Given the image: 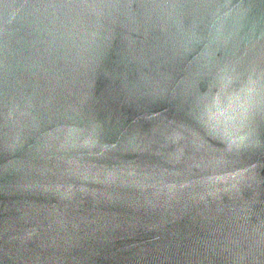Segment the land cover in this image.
I'll list each match as a JSON object with an SVG mask.
<instances>
[{
	"label": "water",
	"instance_id": "water-1",
	"mask_svg": "<svg viewBox=\"0 0 264 264\" xmlns=\"http://www.w3.org/2000/svg\"><path fill=\"white\" fill-rule=\"evenodd\" d=\"M0 264H264V0H0Z\"/></svg>",
	"mask_w": 264,
	"mask_h": 264
}]
</instances>
